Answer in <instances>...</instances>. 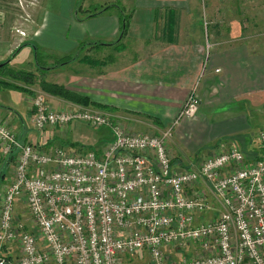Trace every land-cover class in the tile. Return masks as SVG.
Returning <instances> with one entry per match:
<instances>
[{"label":"built area","instance_id":"2783aa9c","mask_svg":"<svg viewBox=\"0 0 264 264\" xmlns=\"http://www.w3.org/2000/svg\"><path fill=\"white\" fill-rule=\"evenodd\" d=\"M201 78L175 124L197 114ZM30 117L41 133L85 123L112 139L98 151L46 150L0 120V158L15 161L10 183L0 179V264H264V155L222 141L180 169L174 126L131 132L114 112L56 109L42 91Z\"/></svg>","mask_w":264,"mask_h":264},{"label":"crops","instance_id":"0c3cea01","mask_svg":"<svg viewBox=\"0 0 264 264\" xmlns=\"http://www.w3.org/2000/svg\"><path fill=\"white\" fill-rule=\"evenodd\" d=\"M138 1L142 3L137 4L132 13H126L130 19L125 34L121 31L118 8L115 13L109 9L91 18L98 22L96 28L89 32L94 39L91 47L105 46L109 49L115 43V49L121 47L116 51L121 56L114 55L112 50L103 66L72 71V75L64 77L63 81L50 76V73L47 77L37 72L39 80L63 85L72 92L89 97L95 104L112 108L132 132H146L147 129L160 132L174 126L169 151L171 153L173 148L176 152V155H171L177 168L198 166L201 161H194L190 153L196 155L202 146L214 147L222 140L240 146L247 158L261 157L258 152H264V143L261 147L257 134L258 130L264 132L263 44L243 41L239 23L227 28L230 40L218 35L225 30L223 25L208 27L207 24H194L191 17L196 18L198 12L192 8H179V0ZM157 1L169 4L163 7L156 4ZM82 21L78 20V23ZM77 29V40H87L88 33ZM52 47L51 44L44 46L47 50ZM29 48L27 42L18 51H29ZM37 48V45L32 46L33 58ZM50 70L52 68H47ZM201 73L199 107L207 106L204 108L206 112L212 111L216 115H204L208 119L201 125L186 118L175 124ZM46 97L56 109H64L72 103L47 93ZM21 100L25 101V111H12L10 106L0 101V120L9 122L5 119L9 117V125L20 140L48 147L55 130L49 128L40 133L31 117L28 118L32 99L28 100L22 94ZM187 128L194 136L203 128L205 141L188 143V147L182 143L185 148L179 146L177 139L185 134L183 130ZM102 134L96 145L102 146L112 139L110 129L105 128ZM10 163L8 159L0 158V176L8 174L7 169L9 172L13 169L15 161Z\"/></svg>","mask_w":264,"mask_h":264},{"label":"rangeland","instance_id":"374dc122","mask_svg":"<svg viewBox=\"0 0 264 264\" xmlns=\"http://www.w3.org/2000/svg\"><path fill=\"white\" fill-rule=\"evenodd\" d=\"M116 2L125 8L127 14L132 13L137 4L142 3L138 0H113L112 2L111 0H0V62L2 64L6 62L7 59L11 58L7 75H3L1 80H6L7 76L8 78L11 77V75L8 74L10 70H23L26 72H38L47 77L50 73V76L63 81L64 77L72 75V73L78 69H91L89 67L103 66L106 62L105 58L112 55V50L114 55L121 56L120 52H116L120 51L121 47L119 46L120 48H118V50L115 49V43H112L114 45L109 46V49L104 48L105 46L91 47L94 39L91 37V33H89L98 25L96 20L91 19L94 16L88 17L89 12L95 11L97 8L100 10L107 4ZM144 3L146 2L144 1ZM156 4H162L163 7H166L165 4L169 3L157 1ZM177 4L179 8H192L198 12L196 18H194V16L191 17V19L195 21L194 24L205 26L207 23L208 27L223 25L225 30L218 35L225 39H231V35L227 32V28L232 27L235 23H239L242 27L240 35L243 41L250 44L252 43L253 45H255L254 43H261L264 46V0H190L189 3L185 0H179ZM111 9L112 13H115V10H117L116 8ZM78 20L83 21L82 23H78ZM77 28L88 33L86 35V42L82 41V38L77 40L79 35ZM27 42L31 47L29 51L27 49L26 51L19 52V46ZM46 44H51L53 47L47 50L44 48ZM34 45L39 47L37 49L40 57L37 62L35 56L33 58L31 54L32 46ZM67 58H70V62L63 65L61 60ZM38 68L40 70L46 68V70L44 72H39L37 70ZM47 68H52V70L47 71ZM36 80L37 79H35V81ZM26 82L27 81L24 79H21L19 84L24 85L31 92L35 89V93L37 91H42L46 94L40 87L39 80L34 84H29V82H27L28 85H26ZM0 88H2L0 89L1 102L10 106L12 111L18 109L25 111V109L23 110L25 101L21 100V96L23 94L24 98L31 100L33 94H30L29 91H22L21 89L5 84H2ZM204 108H207V106L198 109L197 114L189 120L191 122L196 121L201 125L202 122L208 119L205 116L208 115V117H210V115H216L213 114L212 111L206 112ZM202 111L203 113H201ZM29 117L30 115L28 118ZM5 119H8L9 122H6L11 124V119L9 117ZM186 119L188 120V118ZM233 124L235 125L234 122ZM105 128L107 127L94 128L85 123H73L69 128H51L55 130L50 137L51 143L48 144V147L43 148L46 150H53L56 147L62 146L67 149L73 148L77 150V153H82L98 145H96V141L101 138ZM199 130H197L196 136H194V134L190 132V128L184 129L183 131H185V134H182L180 139H177L178 145L184 147V144L188 147V143H203L205 141V137H203L204 130L203 128ZM148 131L147 129L146 132L139 133L159 132ZM70 142H78V144L85 146L83 149L78 150L80 147H73L70 145L72 144ZM214 148L216 147H213V145L202 146L198 154H190L193 160H197L199 163L205 157L214 153ZM171 153L176 155L173 148ZM258 153L264 155L263 150ZM13 162L14 160L11 163ZM7 172L8 174L0 176V179H3V184L1 182L3 187L12 180L14 167L10 172L7 169ZM24 209L23 203H20L18 205V212L22 215L24 214L26 217L27 215L24 213ZM209 217H211V215H209ZM181 258H184L181 257V254H177L174 257L176 260Z\"/></svg>","mask_w":264,"mask_h":264},{"label":"trees","instance_id":"16d2710c","mask_svg":"<svg viewBox=\"0 0 264 264\" xmlns=\"http://www.w3.org/2000/svg\"><path fill=\"white\" fill-rule=\"evenodd\" d=\"M111 8H118L119 9L120 18L122 20L121 31H123V34H125L127 29H128L130 16L126 14L125 8L117 2L107 4L104 8H102L100 10L97 8V10L89 12L88 17L96 16L97 14H100V13L107 11ZM23 45H25V44H23ZM23 45L21 44L19 46V48H21ZM39 57H40L39 51L37 50L36 55H35L36 62H37V60L39 61ZM61 61L63 62V65H64V64L70 62V58L63 59ZM10 62H11V58L7 59L6 63L0 67V87L2 86V84H5L7 86H11V87H14L17 89H21L22 91H27V92L29 91L30 94L34 95L35 94L34 89H33V92H34L33 93L29 89H27V87H25L24 85L19 84V81L21 79H24L25 81L29 82V84H34L37 80H39L37 74L32 72V71L26 72L23 70H18V71L10 70V72L8 74H10L12 78L11 77L8 78V76H7L6 80H4V79L1 80L3 78V75H5V76L7 75V71H8V67H9L8 65H10ZM0 64H1V62H0ZM37 70L39 72H44L43 69H41L42 71L39 68ZM35 79H37V80L35 81ZM39 85L42 88V90H44L46 93H48L50 95L61 97L67 101L74 103V104L114 112L112 108H109L108 106H105V105L95 104V103L90 101L89 97L77 94L75 92H72V91L66 89L63 85H59L56 83H50L46 80H39ZM107 129H108V127H107ZM222 141L218 142V144L221 143ZM70 143H72L70 145L73 147L74 146L80 147L78 150L83 149L85 146L82 144H78V142H70ZM218 144H216V146ZM100 147H101V145L98 144L96 147L90 148L89 150H97L98 151L100 149ZM248 159H250V158H248ZM255 159H257V158H255ZM251 160H254V159L252 158ZM12 161H13V159L11 160V162ZM1 180H2V178H1Z\"/></svg>","mask_w":264,"mask_h":264},{"label":"water","instance_id":"95a60500","mask_svg":"<svg viewBox=\"0 0 264 264\" xmlns=\"http://www.w3.org/2000/svg\"><path fill=\"white\" fill-rule=\"evenodd\" d=\"M5 63H6V62H4V63L0 64V67H1V66H3Z\"/></svg>","mask_w":264,"mask_h":264}]
</instances>
